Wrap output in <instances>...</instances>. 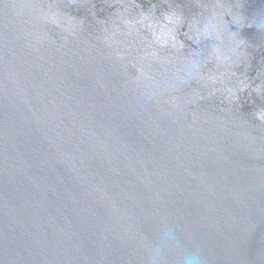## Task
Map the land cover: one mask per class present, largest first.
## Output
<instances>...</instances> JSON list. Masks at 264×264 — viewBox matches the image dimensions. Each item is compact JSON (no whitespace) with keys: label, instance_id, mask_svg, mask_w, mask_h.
Masks as SVG:
<instances>
[{"label":"water","instance_id":"95a60500","mask_svg":"<svg viewBox=\"0 0 264 264\" xmlns=\"http://www.w3.org/2000/svg\"><path fill=\"white\" fill-rule=\"evenodd\" d=\"M0 264H264V0H0Z\"/></svg>","mask_w":264,"mask_h":264}]
</instances>
